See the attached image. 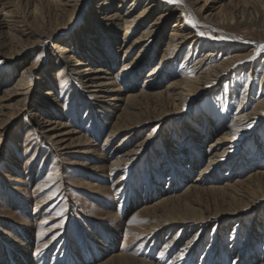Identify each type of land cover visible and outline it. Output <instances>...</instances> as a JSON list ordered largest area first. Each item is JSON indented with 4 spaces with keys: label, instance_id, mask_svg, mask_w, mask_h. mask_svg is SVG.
I'll return each instance as SVG.
<instances>
[{
    "label": "bare ground",
    "instance_id": "1",
    "mask_svg": "<svg viewBox=\"0 0 264 264\" xmlns=\"http://www.w3.org/2000/svg\"><path fill=\"white\" fill-rule=\"evenodd\" d=\"M30 1V4L39 10L48 5L53 8L54 14L66 15L68 21L67 25L51 28L47 27L46 20H43V25L39 29L20 12L17 0H0V59L3 58L16 67L26 62L36 46L42 47L43 56L47 52L52 53L46 68L34 64L20 73L13 86L7 84L8 75L5 82L0 84V91L3 94H7L8 97L21 96L22 100H19V103L26 104L18 113L5 111V108L0 107V156L3 154L6 139L19 147L20 139L11 132V127L18 120L19 113L28 111L61 164L53 173L56 179L48 178L49 181L46 179L47 184H50L47 189L56 182L60 183L56 197L65 191V183L59 182L61 181L59 171L62 166L70 170L79 168L81 170L77 171L87 177H95L96 174L93 172H98L100 173L98 177L104 180L120 175L113 180L110 188L113 192L116 187L128 183L129 174L135 169L142 149L162 138L165 144L162 152L165 156L162 159L163 164L173 166L176 165V160L182 164L188 158L189 169L194 170L206 161V165L200 171L202 177L190 180L184 190L166 195L158 202L141 208L132 217L139 220V223L128 225L126 228H122L121 225H105V230L109 232V237L113 241L111 245H116L115 239L123 230L128 239L135 240L151 236L158 239L162 236L161 232L168 229H179L178 232H183L185 236L193 229H197L194 237L180 251L181 256H188L203 245L210 225L215 223L217 227L212 231V240L207 250V253H212L213 256L217 252L215 244L221 237H223L221 241L224 242L226 236L223 233L227 228L223 226V222L236 223L229 240L234 243L242 233L238 230L239 227L249 220L250 226L246 228L247 234L242 250L236 254L234 264H264L262 255L251 257L254 260L252 262L247 261L250 251L253 247L257 249L262 237L264 242V225L257 226V222L264 218V123L250 140H247V134H239L237 128L242 122L255 119L246 132L250 133L264 120V91H261L264 90V67L256 95L253 92V83L251 84L256 80L254 74L257 71L253 69L258 66L257 59L264 54L261 48L264 45V0H219L214 3L212 0H177L181 4V13L177 16L175 8L168 4L161 5L157 0H130L128 8L124 5L129 0ZM140 2H143L145 7L136 14ZM188 13L194 21L193 27L186 24L189 23L186 19ZM153 17H155L153 22L149 23V19ZM170 19H174V24L166 30ZM78 22L81 24L80 29L69 38L57 36V31H62L61 27ZM233 28L256 30L262 38L255 42L242 41L237 33L229 31ZM204 29L219 31L227 38V44L221 45L222 43L219 44L217 41H210L204 34ZM136 35L138 36L133 39ZM131 40L120 58L119 71L113 74L112 69L119 60L114 54L116 47ZM161 41L163 48L158 55ZM188 42L191 43V49L184 62L195 59L190 66V75L179 73L177 68L182 48ZM51 43L55 45L47 47ZM136 47H140L141 50L135 58L130 59V53ZM204 50L207 51L206 55L198 58ZM215 52H220L218 58H215ZM157 58L159 59L156 60ZM155 60L156 64L150 68L144 84L137 87L136 77L139 78L143 70ZM262 60L264 61V58ZM5 68L3 63H0V70L5 71ZM53 69L59 72L56 76L66 71V76L72 77L81 89L88 91L91 101L104 98L102 103L109 106H115L116 101H123L121 114L112 125L104 146H110L122 136L120 143L127 141L126 150L120 152L116 146L117 148L114 147L104 159H97L95 163L78 161L76 153L94 154L100 158L103 155L102 150L95 148L96 144L90 138L78 134L72 128L64 134L65 136L54 134L53 131L57 128L67 127L68 124L61 123L57 118L59 116L54 115L48 107L45 110H48L47 112L35 109L36 102L44 104L46 96L51 95L50 78L54 77L53 73L48 75V71ZM245 71H249L250 75L240 92V108L234 115L232 124L227 125L220 117L205 115L202 112L190 113L192 104L204 91L213 94L223 80ZM40 75L44 77L41 78ZM178 75L180 79H176ZM160 80H169L168 86L161 90H159L161 85L157 84ZM47 86L50 88L45 89ZM71 98L73 96L69 94L67 100ZM28 99L31 102L27 104ZM245 102L247 104L254 102V107L250 111H242L241 107ZM109 108L105 109L110 111ZM155 120L158 124L151 134L143 143L136 144L134 142L136 135ZM168 128L170 132H165ZM215 132L221 135L211 142L206 150L199 153L197 138ZM84 146L90 148L82 150L81 147ZM186 146L192 150L188 151ZM72 148L75 150L71 151ZM234 158L235 161L238 158L241 171L236 179H234L236 169L231 162ZM192 164L194 166H191ZM227 167L229 170L226 175L222 177L215 175ZM7 178V181L10 179L22 182L20 179L11 178L10 175H7ZM77 182L94 193L103 194L106 191L98 184L82 178ZM45 203L46 200H41L38 205ZM2 224L7 225L8 222L4 221ZM28 226L18 227L15 236L9 234L8 238H5L9 242L8 246H11L9 250L14 257L13 264H46L48 259L46 256L40 255L37 262L32 259L36 247L34 249L33 232ZM218 226L222 228L219 229ZM54 229H48L47 234ZM48 245L49 242L41 244L36 251ZM169 245L170 243H167V247ZM100 247H102L100 252L105 254V258L98 264H151L125 253L119 246L111 254L108 245ZM87 255H90V252Z\"/></svg>",
    "mask_w": 264,
    "mask_h": 264
},
{
    "label": "rangeland",
    "instance_id": "2",
    "mask_svg": "<svg viewBox=\"0 0 264 264\" xmlns=\"http://www.w3.org/2000/svg\"><path fill=\"white\" fill-rule=\"evenodd\" d=\"M157 1L161 5L168 4L172 8H175V16L181 13V4L177 0H172V2H169V0ZM214 1L219 0H212L213 3ZM17 2L20 12L25 14L28 20L32 21L39 29L42 27L41 25H43V20H46L47 27L51 28H56L64 24L67 25V16L54 14L53 8L48 5H44L42 7L43 9L40 8L39 10V8H35L33 4H30V0H17ZM130 2V0L126 2L124 7L128 8ZM226 2L227 1H225V3ZM144 7L145 4L140 2L136 14ZM154 18L155 17L149 19V23H152ZM186 19L189 22L186 24L189 27H193L194 21L189 13ZM167 24L166 30H169L174 24V19H170ZM79 26H81L80 22L69 25L68 27H61L60 30L62 31H57V36L60 38H69V36L80 29ZM240 29L233 28L229 31L237 33L242 41L250 40L255 42L262 38L254 29V31H245L242 30L243 28ZM204 31V34L210 41H217L219 44L222 43L221 45L227 44V38L219 31H211L210 29H204ZM122 33L123 32H121V35ZM137 36L138 35L134 36L133 39ZM131 42L132 40L116 47V53L114 54L119 60L112 69L113 74L119 71V67L121 66L120 58H122L124 50H126L125 48ZM190 44L191 43L188 42L182 48V54L177 66L179 73L187 75H190V66L195 62V59L184 62L191 49ZM50 45L52 47V45L55 44L51 43L47 47ZM162 48L163 42L161 41L158 46V55ZM140 50V47H136L134 51L130 53V59L135 58ZM206 53L207 51L204 50L199 54L198 58L204 57ZM45 54L46 55L43 56L42 47L36 46L26 62L16 65V67L15 65L13 66L12 63L1 58L0 63H3V66L6 68L5 71L0 70V84L3 81L5 82V79H7L6 75H8L7 84L13 86L17 82L20 73L32 67L34 64H40V66L46 68V65H49V59L52 53L47 52ZM214 55L215 58H218L220 52H215ZM262 58H264V54H261L260 59H257L258 66L253 69L257 71L254 74L256 80L251 82V84L253 83V92L255 95L259 91V78L264 67ZM158 59L159 58L156 60ZM156 60L143 70L139 78L136 77L138 79L137 87L144 84L145 77L148 75L150 68L156 64ZM57 72L58 71L55 69H53V71H48V75L53 73L54 77L53 79L50 78L52 82V86H50L52 88L51 95L46 96L47 99L44 104L40 102L35 103L36 110H41L42 112L48 107L52 110L54 115L59 116L57 118H59L61 123L68 124L67 127L57 128L53 133L65 136L64 134L72 128L77 131L78 134H82L95 142V148L101 149L103 155L99 158L98 156H94V154L84 155L82 153H76L75 155H78V161L82 162L95 163L97 159L102 160L109 152H112L114 150L113 148L116 146L120 152L126 150L128 148V146H125L127 141L122 144L120 143L122 136L112 142L110 146H104V141L112 125L121 114L120 110L124 106L123 101H116L115 106L103 104L102 101L104 98L91 101L87 94L88 91L81 89L72 77L66 76V71H63L64 73L59 76H56ZM248 75H250L249 71H245L223 80L219 88L214 91L213 94H208V92L204 91L202 95L198 97L197 101L192 104L193 106L191 105L192 109L190 113L202 112L205 115L209 114L211 116L220 117L227 125L232 124L235 119L234 115L240 108V92L247 83ZM39 77L43 78L44 76L40 75ZM190 77L193 78V76ZM176 79H180V76L176 77ZM157 84L161 85L159 88V90H161L168 86L169 80H160ZM48 87L49 86L45 89H48ZM123 87L126 88L125 86ZM261 91L264 90L261 89ZM69 94L73 96L71 100H67ZM6 95L7 94H3V92L0 91V107L5 108V111L18 113L20 112V108L26 107V104L19 103V100H22L21 96L8 97ZM30 102L29 99L26 101L27 104ZM246 104L245 102V104L242 105V111H250L254 107V102ZM29 107L30 106H28V108ZM106 107H110V111H107L105 109ZM244 107L246 108L245 110L243 109ZM32 119L28 111L19 113L18 120L15 121L11 127V132H14V134L19 137L20 145L18 147L12 141L6 139V141H4V149L2 150L3 154L0 156V264H13L14 257L9 250L11 246H8L9 242H7L6 239L9 234L15 236L16 232L19 230L18 227H26L28 224V227L33 232L32 239L35 244L34 249L35 247L37 249L41 244L49 242V245L44 248H40L37 251L33 249L36 254L34 255L33 253L32 259L35 262H37L39 256L42 255L48 258L46 264H98L105 258V254L100 252L102 249L100 246L108 245V247L111 248L109 254L114 253L119 246L125 253L151 264H234L233 260L236 254L242 250L247 234L246 228L250 226L249 220L245 221L242 226L239 227L238 230L242 233L237 242L234 243H231L229 240L236 223L233 222L228 224L223 222V226L227 228L224 231L225 233H223L226 236L224 242L221 241L223 238L221 237V239L217 241V244H215V250H217V252L213 256L212 253H207V250L212 240V231L217 227L215 223L210 225L211 227L204 237L203 245L197 248L195 253L188 256H181L180 251L184 248L186 243L194 237L197 233V229H193L186 236L183 232L179 233V229H168L161 232L162 236L158 239L151 236L135 240L128 239L123 230L120 232L118 238L115 239V246H112L113 241L109 237V232L105 230V225H121L122 228H126L128 225L139 223V220L132 219V217L136 215L141 208L148 204L158 202L166 195L178 193V191L184 190L187 187L190 180L194 181L201 178L200 171L206 165V161L198 165L194 170L193 168L189 169L190 164L188 158L183 161V165L176 159V165H165L162 162V159L165 158L162 153L165 144L162 138L157 141L154 139L156 143L152 142L147 148L142 149L137 160V165L129 174V181L127 184L123 185L124 187L120 185L116 187L113 192L110 191L114 183L113 180L120 175H115L114 177L104 180L98 177L100 176L98 172H93V174H96L94 175L95 177H87L77 171L79 168L70 170L68 167L64 168L61 166L62 169L59 171V173H61V181L59 182H64L66 189L62 194L56 197V194L59 193L60 183L54 182L48 189L47 187L50 184L47 183L49 181L48 178L54 179L55 175H53V173L60 168L59 166L61 164L59 160L56 159V153L49 146L47 140L41 133L42 131L38 129ZM254 122L255 119L244 121L237 127L239 128V134H247V140L252 139V137L258 133L263 126L261 124L264 123V120L256 125L254 131L246 133ZM157 124L156 120L152 121L148 128L136 135L134 142L136 144L143 143ZM169 128L171 129V126H169ZM169 128L165 130V132H170ZM28 135L29 137H27ZM220 135L221 133L215 132L197 138L198 152L206 150L209 144ZM68 137L66 136V138ZM74 137L76 136H73V138ZM30 142L31 145H29ZM28 146L30 147L27 153H25ZM186 147L188 151L192 150L188 148L189 146ZM81 148L84 150L90 147L86 146L85 148L84 146ZM74 150V148L71 149V151ZM199 153H197V155ZM13 157L14 159H12ZM231 162L234 165V169H236L234 174V179H236V177L239 176L238 173L241 172L240 165L238 166V158L237 161H235L234 158ZM193 164L191 166H194ZM228 170L229 168L227 167L221 170L220 173H215V175L217 177H222L227 174ZM7 175H10L11 178L20 179L22 182H14L10 179L7 181ZM80 178L98 184L99 187H103L106 190L105 193H94L86 187L79 185L77 181ZM46 179L48 181H46ZM60 192H62V190H60ZM41 200H46L47 203L38 205ZM5 215H8V217H5ZM4 221L8 222V224L3 225L2 223ZM259 224L264 225V218L257 222V226ZM218 227L219 229L222 228L221 226ZM50 228L55 229L47 234L46 231ZM223 234L221 233V235ZM176 237L177 239L174 240ZM262 238L259 240L260 244L257 249L253 247V250L250 251L247 261L252 262L254 261L252 258L256 256H264V242ZM167 243H170L169 247H167ZM164 248L166 250H164ZM88 252H90V255H87Z\"/></svg>",
    "mask_w": 264,
    "mask_h": 264
},
{
    "label": "snow or ice",
    "instance_id": "3",
    "mask_svg": "<svg viewBox=\"0 0 264 264\" xmlns=\"http://www.w3.org/2000/svg\"><path fill=\"white\" fill-rule=\"evenodd\" d=\"M169 2H172V0H169ZM262 50H264V45L261 46Z\"/></svg>",
    "mask_w": 264,
    "mask_h": 264
}]
</instances>
